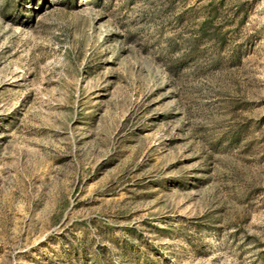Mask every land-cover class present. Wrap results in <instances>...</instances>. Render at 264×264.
Masks as SVG:
<instances>
[{"label": "rangeland", "instance_id": "obj_1", "mask_svg": "<svg viewBox=\"0 0 264 264\" xmlns=\"http://www.w3.org/2000/svg\"><path fill=\"white\" fill-rule=\"evenodd\" d=\"M0 264H264V0H0Z\"/></svg>", "mask_w": 264, "mask_h": 264}]
</instances>
